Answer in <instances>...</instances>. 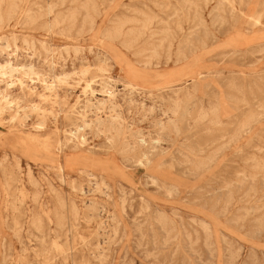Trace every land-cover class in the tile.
Listing matches in <instances>:
<instances>
[{
  "label": "rangeland",
  "instance_id": "obj_1",
  "mask_svg": "<svg viewBox=\"0 0 264 264\" xmlns=\"http://www.w3.org/2000/svg\"><path fill=\"white\" fill-rule=\"evenodd\" d=\"M0 1V264H264V0ZM37 132L131 179L17 164Z\"/></svg>",
  "mask_w": 264,
  "mask_h": 264
},
{
  "label": "bare ground",
  "instance_id": "obj_2",
  "mask_svg": "<svg viewBox=\"0 0 264 264\" xmlns=\"http://www.w3.org/2000/svg\"><path fill=\"white\" fill-rule=\"evenodd\" d=\"M92 1V0H91ZM192 1V0H191ZM222 1V0H221ZM225 1V0H224ZM223 1V2H224ZM1 2V1H0ZM64 2V1H63ZM86 2H87V0H86ZM77 3V2H76ZM95 3V2H94ZM188 3V2H187ZM206 3V2H205ZM83 4H84V1H83ZM222 4V3H221ZM89 6V5H88ZM91 6H92V3H91ZM223 6V5H222ZM14 7V6H13ZM81 7H82V5H81ZM93 7H95V5L93 6ZM126 7V6H125ZM76 8V7H75ZM75 8H73V9H75ZM88 8V7H87ZM87 8H85V9H87ZM216 8V7H215ZM51 9V8H50ZM82 9V8H81ZM96 9V8H95ZM10 10V9H9ZM12 10V9H11ZM52 10V9H51ZM77 10V9H76ZM84 10V9H83ZM90 10H93V9H90ZM216 10V9H215ZM14 11V10H13ZM70 11V10H69ZM74 11V10H73ZM72 11V12H73ZM80 11V10H79ZM71 12V11H70ZM75 12V11H74ZM78 12V11H77ZM85 12V11H84ZM14 13V12H13ZM13 13H11V15L13 14ZM98 13V12H97ZM210 13V12H209ZM8 14V13H7ZM28 14H29V12H28ZM85 14V13H84ZM84 14L82 15V16H84ZM89 14V13H88ZM95 14V13H94ZM140 14H142V13H140ZM196 14V13H195ZM25 15V14H24ZM63 14H61V16H62ZM66 15V14H65ZM73 15V14H72ZM77 15V14H76ZM8 17L7 18H9V14L7 15ZM30 16V15H29ZM32 16V15H31ZM30 16V17H31ZM91 15H89V17H90ZM97 16V15H96ZM1 17V16H0ZM34 17H35V15H34ZM64 17H66V16H64ZM146 17H148V16H146ZM217 17V16H216ZM2 18V17H1ZM27 18V17H26ZM33 18V17H32ZM69 18V17H68ZM130 18V17H129ZM128 18V19H129ZM149 18V17H148ZM221 18V17H220ZM28 19V18H27ZM63 19V18H62ZM123 19H125V17L123 18ZM200 19V18H199ZM26 20V19H25ZM35 20V19H34ZM34 20H31L32 22H34ZM56 20V19H55ZM72 20V19H71ZM133 20H135V19H132L131 21L130 20H128V21H130V22H132ZM150 20V19H149ZM221 20H222V18H221ZM1 21V20H0ZM54 21V20H53ZM58 21H60V20H58ZM74 22H75V20H73ZM91 21H92V19H91ZM126 21H127V17H126ZM126 21H124V22H126ZM145 21H147V20H145ZM152 21V20H151ZM151 21H150V23H151ZM200 21V20H199ZM31 22V23H32ZM56 22V21H55ZM63 22V21H62ZM69 22V21H68ZM119 22V21H118ZM142 22V21H141ZM140 22V23H141ZM149 22V21H148ZM201 22H203V20L201 21ZM257 22V21H256ZM30 23V22H29ZM54 23V22H53ZM52 23V24H53ZM81 23H82V21H81ZM94 23V22H93ZM115 23H117V22H115ZM145 23V22H144ZM84 24H85V22H84ZM122 24V23H121ZM120 23H119V26H117V28L115 29V30H113V34L115 35V36H117V37H119V34H120V31H121V27H122V25H121ZM138 24V23H137ZM216 24V23H215ZM221 24H222V22H221ZM58 25H59V23H58ZM91 25H92V23H91ZM126 25V24H125ZM146 25H147V23H146ZM150 25V24H149ZM93 26V25H92ZM254 26V25H253ZM69 27H71V26H69ZM88 27H89V25H88ZM90 28V27H89ZM141 28V27H140ZM197 28V27H196ZM145 29H146V27H145ZM136 30V29H135ZM141 31H142V29H141ZM150 31V30H149ZM106 32H108V31H106ZM133 33H134V31H132ZM131 32V33H132ZM140 33V32H139ZM142 33V32H141ZM106 35V34H105ZM129 35H131V34H129ZM156 35H157V33H156ZM152 36H153V34H152ZM167 37V36H166ZM105 39V38H104ZM108 39V38H107ZM106 39V40H107ZM133 42H134V40H133ZM162 43V42H161ZM128 44V43H127ZM260 44V43H259ZM130 45H131V42H130ZM162 45V44H161ZM172 45V44H171ZM127 46H129V45H127ZM158 47H161V46H158ZM130 48V47H129ZM168 48H170L169 46H168ZM154 49V48H153ZM179 50H181V49H179ZM260 50V49H259ZM146 51V50H145ZM156 51V50H155ZM178 51V50H177ZM183 51V50H182ZM262 51H264V50H262ZM157 52V51H156ZM237 52V51H236ZM259 52V51H258ZM142 53V52H141ZM153 53V52H152ZM181 53V52H180ZM260 53V52H259ZM229 54V53H228ZM252 54V53H251ZM258 54V53H257ZM153 55V54H152ZM229 56V55H228ZM155 57V56H154ZM184 58H185V56H183ZM156 58H158L157 56H156ZM186 59V58H185ZM110 60V59H109ZM107 61V60H106ZM148 61V60H147ZM150 61H151V58H150ZM104 62V61H103ZM6 63V62H5ZM146 63V62H145ZM9 65V64H8ZM147 65V64H146ZM5 66V65H4ZM10 66V65H9ZM145 66V65H144ZM8 67V66H7ZM1 68V67H0ZM5 68V67H4ZM99 68V67H98ZM9 69H10V67H9ZM8 69V70H9ZM23 69V68H22ZM100 69V68H99ZM2 70H4V69H2ZM102 70V69H101ZM228 70V69H227ZM9 72H10V70H9ZM85 73H86V70L84 71ZM233 72V71H232ZM3 73L0 71V75H2ZM6 74V73H5ZM10 75H11V73H9ZM26 74V73H25ZM35 74V73H34ZM200 74V73H199ZM206 75H208V73L206 74ZM64 77V76H63ZM199 77V76H198ZM61 77H59V79H60ZM65 78H66V76H65ZM58 79V80H59ZM64 79V78H63ZM227 79V78H226ZM236 79V78H235ZM169 81H174L173 79H168ZM42 82H43V85H44V88L45 89H47L48 91H52L54 88H53V86H52V84L51 83H48L46 80H45V78L44 79H42L41 80ZM66 81V80H65ZM170 84H173V83H170ZM8 86V85H7ZM88 86V85H87ZM132 86V85H131ZM195 86V85H194ZM89 87V86H88ZM235 87V86H234ZM104 89L105 88H107V87H103ZM140 88V87H139ZM231 88V87H230ZM240 89V88H239ZM109 90V89H108ZM240 91V90H239ZM93 93V92H92ZM134 93V92H133ZM154 94V93H153ZM175 94V93H174ZM109 95V94H108ZM155 95V94H154ZM227 96H229V95H227ZM238 97V96H237ZM233 98V97H232ZM235 98V97H234ZM171 99V98H170ZM107 100H109V99H107ZM244 100V99H243ZM89 101V100H88ZM110 101V100H109ZM131 101V100H130ZM175 102V101H174ZM177 102V101H176ZM175 102V103H176ZM9 103H11V102H9V100L8 99H6L5 97H1L0 98V111L3 109V108H8V109H10L9 108ZM87 103V102H86ZM180 103V102H179ZM92 104V103H91ZM110 105H111V102L109 103ZM172 104H173V102H172ZM116 105V104H115ZM211 105V104H210ZM92 106V105H91ZM104 106V105H103ZM112 106V105H111ZM175 106H177L176 104H175ZM180 106V105H179ZM86 107V106H85ZM31 110H35V111H38L39 109H41L40 107H39V105H36V106H33V105H30V107H29ZM95 108V107H94ZM112 108V107H111ZM97 109V108H96ZM99 109H100V107H99ZM119 109V108H118ZM178 109H179V107H178ZM201 109V108H200ZM199 109V110H200ZM213 109V111H214V108H212ZM163 110V109H162ZM208 110V109H207ZM85 111V110H84ZM96 111H98V110H96ZM101 111V110H100ZM206 111V110H205ZM210 111V110H209ZM212 111V110H211ZM210 111V112H211ZM215 111H216V108H215ZM214 111V112H215ZM224 111V110H223ZM14 113H12V114H10V121H11V127L12 128H16L18 125L17 124H19V123H17L15 120H17L18 119V117H19V115H18V111L17 110H14L13 111ZM112 112H113V109H112ZM119 112V111H118ZM207 112V111H206ZM43 113V112H42ZM164 114H166L165 112H163ZM162 113V114H163ZM171 113V112H170ZM173 114V113H172ZM201 114V113H200ZM44 115V114H43ZM202 115V114H201ZM208 115V114H207ZM119 116H120V114H119ZM118 116V117H119ZM164 116V115H163ZM174 116H175V114H174ZM197 116V115H196ZM117 117V118H118ZM82 118H83V126H85L86 125V123H85V116L84 115H82ZM111 118V120H112V116L111 117H109V119ZM116 118V119H117ZM247 118V117H246ZM99 119H101V118H99ZM114 119V118H113ZM20 120H22L21 118H20ZM170 120H171V118H170ZM216 120V119H215ZM110 121V120H109ZM114 121V120H113ZM122 121V120H121ZM98 122V121H97ZM96 122V123H97ZM101 122V121H100ZM116 122H118V121H116ZM175 122V121H174ZM224 122V121H223ZM90 123V122H89ZM119 123V122H118ZM117 123V124H118ZM160 123V122H159ZM171 123V122H170ZM213 123V122H212ZM235 123V122H234ZM156 124H158L157 122H156ZM216 124H218V123H216ZM220 124V123H219ZM218 124V125H219ZM233 124V123H232ZM38 125H40V124H38ZM37 125V126H38ZM98 125V124H97ZM101 125V124H100ZM161 125H163V124H161ZM231 125V124H230ZM247 125V124H246ZM245 125V126H246ZM96 126V125H95ZM110 126H112V125H110ZM109 126V128H111ZM119 126H121V125H119ZM174 126H175V124H174ZM221 126V125H220ZM41 127V126H40ZM79 127V126H78ZM77 127V128H78ZM86 127V126H85ZM161 127V126H160ZM163 128L162 129H165L164 128V126H162ZM177 127V126H176ZM247 127V126H246ZM37 128V127H36ZM114 128V127H113ZM174 128V127H173ZM79 129V128H78ZM95 129H97V127L95 128ZM161 129V128H160ZM38 130V129H37ZM80 130V129H79ZM82 130H83V128H82ZM92 130V129H91ZM108 130V129H107ZM208 130V129H207ZM232 130V129H231ZM237 130V129H236ZM109 131V130H108ZM119 131V130H118ZM159 131H161V130H159ZM230 131V130H229ZM77 132V131H76ZM76 132H74V133H69L68 135L69 136H71V137H73V138H75V139H77L78 141H82V142H84L85 141V137L83 136V134L82 135H79V134H77ZM79 132H81V131H79ZM94 132H97L96 130H94ZM107 132V131H106ZM136 132V131H135ZM162 132V131H161ZM220 133V132H219ZM240 133H241V131H240ZM156 134V133H155ZM135 135H136V133H135ZM158 135V134H157ZM176 135V134H175ZM231 135V134H230ZM145 136V135H144ZM153 136V135H152ZM228 136V135H227ZM137 137V136H136ZM230 137V136H229ZM113 138V137H112ZM150 138V137H149ZM110 139V138H109ZM137 139V138H136ZM70 140V139H69ZM71 140H72V138H71ZM205 140V139H204ZM14 147L17 149L16 150V152H14L13 153V160L17 163V164H19V162L21 161V159H27V160H31V161H33V162H39L40 164L42 163V164H46V165H50V166H55V167H57L60 171H63L65 168H67V169H70L71 171H74V172H77V173H79V174H82V175H84L90 182L91 181H93L94 183H95V185H97V186H99V187H107V183H106V179H105V176L102 174V172H107L108 171V175L109 174H111V175H114V176H118V177H120V178H124V179H127V180H130L131 179V175H130V172H129V170L130 169H128V168H126L125 166H120L119 164H116L114 161H112V160H108V161H104L103 160V158L102 157H98V156H95V155H89V154H83V153H77L76 151H71V152H67V153H65L63 156H61V153L63 152V142H62V140L61 139H59L58 137H56L55 139H53V138H51V136H43V135H41V133L40 132H37V133H35V134H33V135H28V136H24V137H21V138H14ZM67 141V140H66ZM65 141V142H66ZM113 141V140H112ZM139 141V140H138ZM153 141V140H152ZM211 141V140H210ZM74 142V141H73ZM157 142V141H156ZM69 143H70V141H69ZM109 143V142H108ZM139 143V142H138ZM205 143V142H204ZM110 144V143H109ZM140 144V143H139ZM208 144V143H207ZM65 145V144H64ZM151 145V144H150ZM155 145V144H154ZM153 145V146H154ZM224 145V144H223ZM222 145V146H223ZM227 144H225V146H226ZM153 146H152V148H153ZM207 146V145H206ZM206 146H205V148H206ZM209 146V145H208ZM65 147V146H64ZM73 149V148H72ZM138 149V148H137ZM156 149V148H155ZM188 149V148H187ZM136 154H137V152H136ZM73 155H76V162L75 163H73V162H71L72 161V158H73ZM218 155V154H217ZM140 157V156H139ZM128 158V157H127ZM141 158V157H140ZM74 159V158H73ZM210 159H208V161H209ZM212 160V159H211ZM129 162V161H128ZM131 162V161H130ZM138 164V163H137ZM20 166V165H19ZM256 166V165H255ZM28 169H29V166H28ZM98 173L100 174L99 175V177H98ZM30 175V174H29ZM29 177V176H28ZM88 181V182H89ZM31 182V181H30ZM152 182V181H151ZM157 182V181H156ZM73 184V183H72ZM77 184V183H76ZM154 184V183H153ZM75 185V184H74ZM97 186H95V187H97ZM75 187V186H74ZM78 187V186H77ZM80 187H81V185H80ZM94 187V186H93ZM158 187V186H157ZM166 187V186H165ZM98 189V188H97ZM172 189V188H171ZM81 190V189H80ZM82 191V190H81ZM99 191V190H98ZM81 193V192H80ZM218 201V200H217ZM93 202V201H92ZM91 201H90V203H92ZM84 203V202H83ZM95 203V202H94ZM97 204V203H96ZM75 205V204H74ZM86 207V206H85ZM84 207V208H85ZM145 207V206H144ZM99 208V207H98ZM73 209V208H72ZM92 209V208H91ZM93 210H94V208H93ZM96 212V211H95ZM108 212V211H107ZM161 214V213H160ZM163 214V213H162ZM161 214V215H162ZM79 215V214H78ZM98 215V214H97ZM96 215V216H97ZM160 215V216H161ZM116 216V215H115ZM156 216V215H155ZM159 215H157V217H158ZM94 217V216H93ZM100 217V216H99ZM164 218H166L165 216H164ZM115 219V218H114ZM157 219V218H156ZM162 219V218H161ZM163 220V219H162ZM161 221V220H160ZM102 222V221H101ZM163 225H166V224H163ZM116 227H117V225H116Z\"/></svg>",
  "mask_w": 264,
  "mask_h": 264
},
{
  "label": "crops",
  "instance_id": "obj_3",
  "mask_svg": "<svg viewBox=\"0 0 264 264\" xmlns=\"http://www.w3.org/2000/svg\"><path fill=\"white\" fill-rule=\"evenodd\" d=\"M166 78L168 79V77L166 76ZM174 80V79H173Z\"/></svg>",
  "mask_w": 264,
  "mask_h": 264
}]
</instances>
